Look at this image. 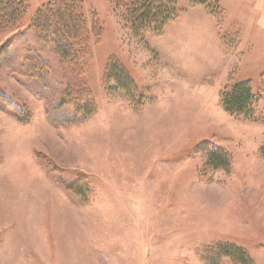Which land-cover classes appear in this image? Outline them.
<instances>
[{"label":"rangeland","instance_id":"1","mask_svg":"<svg viewBox=\"0 0 264 264\" xmlns=\"http://www.w3.org/2000/svg\"><path fill=\"white\" fill-rule=\"evenodd\" d=\"M22 1L0 35V264H264V0L180 1L142 39L111 0H67L87 44L65 61L30 23L60 0ZM112 60L135 104L104 84ZM242 82L254 121L220 103ZM84 91L86 118L63 103ZM213 149L227 170L206 165Z\"/></svg>","mask_w":264,"mask_h":264},{"label":"trees","instance_id":"2","mask_svg":"<svg viewBox=\"0 0 264 264\" xmlns=\"http://www.w3.org/2000/svg\"><path fill=\"white\" fill-rule=\"evenodd\" d=\"M111 1L115 11L119 12L122 17L125 27L135 39H142L145 35L160 36L169 24L177 20L180 14L178 8L180 1H187L192 5H205L208 10H211L212 7L208 0ZM216 1L217 6L214 7L218 10V0ZM25 12L26 8L22 0H0V35H5L14 30L19 25ZM30 23L38 38L44 44L54 47L62 61L71 57H78L86 49V26L79 8L72 2L60 0L46 6L35 13ZM96 27L97 30L98 27ZM7 44L8 42L4 45ZM103 81L104 84L108 83V85L112 82L115 90L123 91L128 101L135 104V85L120 64L113 60L109 62ZM131 94L133 96H130ZM68 97L73 100H64L63 103H72L77 113L84 118L95 114L97 106L88 92L84 91L79 97L74 98L73 94L69 93ZM220 103L230 115H243L249 121L255 119L257 99L251 91L249 82L235 84L222 92ZM213 150L207 158L206 165L215 170H227L229 166L228 157L218 149ZM261 154L264 157V147L261 149ZM87 185L85 178L80 177L69 188L81 196L83 192L75 190L76 187L81 186L84 190L82 198L85 199ZM222 253L225 257H237V252L229 247L223 248ZM241 256L244 257L242 253Z\"/></svg>","mask_w":264,"mask_h":264}]
</instances>
